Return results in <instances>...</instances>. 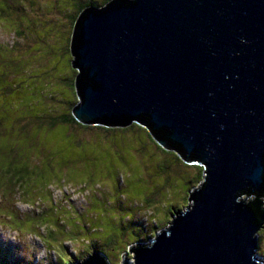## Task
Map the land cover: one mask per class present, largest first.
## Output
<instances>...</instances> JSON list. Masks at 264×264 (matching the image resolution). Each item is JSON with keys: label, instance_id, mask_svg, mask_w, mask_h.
Wrapping results in <instances>:
<instances>
[{"label": "water", "instance_id": "95a60500", "mask_svg": "<svg viewBox=\"0 0 264 264\" xmlns=\"http://www.w3.org/2000/svg\"><path fill=\"white\" fill-rule=\"evenodd\" d=\"M70 53L78 123L135 122L203 168L189 205L122 264H264V211L246 201L264 195V0H111L79 13Z\"/></svg>", "mask_w": 264, "mask_h": 264}, {"label": "rangeland", "instance_id": "374dc122", "mask_svg": "<svg viewBox=\"0 0 264 264\" xmlns=\"http://www.w3.org/2000/svg\"><path fill=\"white\" fill-rule=\"evenodd\" d=\"M4 1L0 0V44L9 46L0 45V84L8 93L5 101L0 99L1 255L8 257V264H77L98 250L108 264H122L125 259L131 263L128 248L140 243L133 241L132 230L141 228L139 237H149L142 244L161 232L171 221L162 207L183 211L189 194L201 183L195 176L202 169L196 164L186 166L176 155L162 151L137 125L83 127L54 122L65 120L62 115L67 116L76 102L65 103L57 95L59 88L56 92L42 84V76L51 73L43 66L49 65L46 51L59 49L60 29L64 39L68 32L69 45L70 22H62L64 2L72 9L76 2ZM80 1L96 7L107 0ZM14 3L22 4L21 8ZM6 52L11 53L10 59L15 55L14 60H4ZM7 73L8 78L1 80ZM61 74L56 72L54 77L62 79ZM29 87L37 93L23 108L16 92L21 88L22 102L30 101L32 97L23 95ZM65 105L69 108L61 107ZM12 166L24 169L14 175L21 177L18 187L23 193L7 183ZM91 241H98L97 249ZM257 241V255L264 257V221ZM126 243L128 247L121 251Z\"/></svg>", "mask_w": 264, "mask_h": 264}, {"label": "trees", "instance_id": "16d2710c", "mask_svg": "<svg viewBox=\"0 0 264 264\" xmlns=\"http://www.w3.org/2000/svg\"><path fill=\"white\" fill-rule=\"evenodd\" d=\"M2 1H4V0H2ZM13 1H15V2H17V0H13ZM73 1H75L76 2V4L74 5V9H72L71 7H70V3L68 4L67 2H64V8L66 9V14L63 16V18H62V22L64 21V19H66V20H68L69 22H70V28H71V31H70V33H69V45H68V32H67V35L65 36V39H64V36L62 35L63 33H62V31H60L59 30V32H58V40L57 41H59V45H58V42H57V45H58V47H59V49H55V50H47L46 51V55H49V65L48 66H43V69H46V70H49L50 69V71H51V73L49 74H45L44 76H42V80H41V82H42V84H44V85H48V87H52V89H55L56 90V92L58 91V88H59V90L60 91H58L57 92V95L59 96V98L60 99H62L63 101H65V103L67 102V101H69V100H71L72 99V101H75L76 103H77V101H78V98H77V95H76V92H75V87H74V81H75V76L77 75V73H78V70L76 69V68H72V66H71V61H72V55H71V53H70V38H71V34H72V29H73V25H74V22H75V20H76V18H77V16L79 15V13L84 9V8H86L87 6L86 5H83L82 3H81V1L80 0H73ZM111 0H107L106 2H104V3H101L100 5H97L96 7L95 6H90V7H92V8H101V7H103V6H105L107 3H109ZM4 3H5V5L7 6V2L6 1H4ZM14 5H16V7L18 8V9H20L21 8V5L22 4H20V3H14ZM28 6V5H27ZM28 8H30V4H29V6H28ZM66 24V23H65ZM14 35H18V34H14ZM19 36H22V35H19ZM20 43V42H19ZM17 44V43H16ZM0 45H3V46H9V45H5V44H0ZM19 45H17V47H18ZM11 47V46H10ZM17 47H15L14 49H12V47L10 48V50L12 51V50H14V52L13 53H16L17 52ZM67 47V48H66ZM64 48V49H63ZM65 48H66V51H65ZM63 49V50H62ZM65 52H67V55L69 54V60H68V64L70 65V73L68 72V71H66V68H68V65H67V63L63 60L64 59V57L66 56V53ZM5 55L3 56V58H4V60H6V61H12V60H14V58H15V55L12 57V59H10L8 56H11V53L10 54H8V55H6L7 54V52L6 53H4ZM59 61H61V66L58 68V65H57V63L59 62ZM56 72H58V74H61V72H62V74H61V76H62V79H57L56 77H54V74L56 73ZM11 73H9V75H10ZM71 74V75H70ZM7 75H8V73L6 74V76H5V74H3L2 76H1V80L2 79H5L6 80V78H8L7 77ZM70 76H71V78H70ZM61 85H64L65 86V88L63 89L62 87H61ZM10 87H12L13 88V86L11 85ZM15 88H17V86L15 87ZM30 88V87H29ZM21 89V88H20ZM20 89L16 92L17 93V101H18V103H19V105H23V108L26 106V104H29L31 101H34V94H36L37 93V90H35V91H33L32 92V90H31V88L27 91V92H25L24 90H23V95H29L30 96V98L32 97V99L29 101V99L27 100V101H24V103L22 102V100H21V93H20ZM8 93H7V91H6V89H4V87L0 84V99H2L3 101H5L4 100V98L6 97L5 95H7ZM60 94H62L61 96H60ZM55 106H57V105H55ZM59 107V106H58ZM61 107H67V105H65V106H61ZM60 108V107H59ZM67 108H69V107H67ZM72 109V107L69 109V110H71ZM59 110V109H58ZM69 115H71V117L69 116ZM63 117H65V120H64V118H60L61 120L60 121H57V119H55V121L54 122H62V120L63 121H65V122H62V123H67L68 125L70 124V123H76V124H78V125H80V126H83L84 127V125H82V124H80V123H78L74 118H73V116H72V114H71V111H70V113L69 114H67V116H64V115H62ZM70 117V119H68L70 122L68 123V120H66L67 118H69ZM59 120V119H58ZM22 122V121H21ZM129 125V124H128ZM128 125H126V126H128ZM132 125H137V126H140V125H138V124H136L135 122L134 123H131L129 126H132ZM22 126H26V124L25 123H23V125ZM105 126V125H104ZM122 127H125V126H119V128H122ZM140 127H142V126H140ZM103 128H106V127H103ZM143 129H145L146 131H147V133L149 134V136L151 137V139L154 141V139L152 138V136L150 135V133L148 132V130L145 128V127H142ZM107 129V128H106ZM155 142V141H154ZM156 143V142H155ZM156 145L162 150V151H165V152H169V153H171V154H173V155H176L178 158H179V160L184 164V165H190V164H187V163H184L181 159H180V157L176 154V152H174V151H170V150H166V149H164V148H162V147H160L157 143H156ZM191 164H193V165H195V163H191ZM195 166H197V167H199V170L200 169H202L201 170V172H200V175H199V172H197V174H196V178L199 180V181H201L202 180V171H203V168L201 167V166H199V165H195ZM12 169H13V171L12 170H9L8 171V175H9V180H7V183L8 184H10V186H12L13 188H15V191H18V194H20V193H23L20 189H21V187H18L19 185H20V181H21V177H18V178H16L15 179V177H14V175H16L17 173H24V169H18V170H16V168L14 167V166H12ZM13 177H14V179H13ZM259 194V193H258ZM262 199H264V195H261V194H259V195H256L255 194V196L253 197V196H251L250 197V200H246L247 201V203H248V201H253V200H258L259 202H260V204H259V206H260V210L261 211H264V209H263V207L261 206V200ZM187 201H188V198H187ZM263 201V200H262ZM162 209L164 210L162 213H163V215L165 214V216L166 215H168L169 214V216L170 215H172V213L173 212H175V211H172V207L171 206H166L165 207V209L162 207ZM158 212V211H157ZM159 214H160V211L158 212ZM157 213V214H158ZM134 215H136V212H134L133 213V216ZM27 216H33V214H31V215H27ZM26 216V217H27ZM167 217V216H166ZM170 219V218H169ZM10 221H12V219H10ZM137 221H134V223H136ZM7 224H10V226H12L13 224L12 223H10V222H8ZM16 226V225H15ZM138 226H139V224H138ZM150 229H152V228H150ZM155 228H153L151 231L153 232V230H154ZM24 230V229H23ZM135 231H140V232H134V230H132V236L134 237V242H138V240H139V242L141 243V242H144L146 239H148L149 237H146V238H144L143 239V237H139L142 233H141V228L140 229H136ZM53 239H58V237H52ZM52 239V240H53ZM141 239V240H140ZM143 239V240H142ZM91 243V246H92V248H94V246L95 247H97L96 246V243H98V241H91L90 242ZM130 244V243H129ZM126 247H128V244L126 243L125 244V246H122L121 247V251H124L125 250V248ZM98 248V247H97ZM97 248H94V249H97ZM95 253H99V254H101L102 256H104V258L106 259V261H107V258H106V255L103 253V252H99L98 250H96L95 251ZM116 254V253H115ZM0 256L2 257V258H0V264H8V257L7 256H2L1 255V252H0ZM109 258V257H108ZM12 263H16V264H18V262H12Z\"/></svg>", "mask_w": 264, "mask_h": 264}]
</instances>
